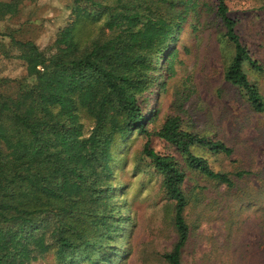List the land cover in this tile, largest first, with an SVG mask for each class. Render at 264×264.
Returning <instances> with one entry per match:
<instances>
[{"label":"trees","instance_id":"trees-1","mask_svg":"<svg viewBox=\"0 0 264 264\" xmlns=\"http://www.w3.org/2000/svg\"><path fill=\"white\" fill-rule=\"evenodd\" d=\"M23 1L0 0V21L16 16ZM209 6L205 0H73L49 54L15 35L23 25L0 31V55L25 69L12 79V93L3 89L11 79L0 77V264H125L134 218L118 174L129 161L124 147L134 132L147 137L141 153L172 201L176 238L161 256L166 264H183L185 167L230 188L229 174L214 171L196 152L229 155L231 149L181 129L178 116L159 120L147 102L150 89L164 88L163 77L181 62L183 30L190 36L187 50L197 46ZM214 9L233 49L224 79L243 90L253 111L263 112L264 98L243 65L260 67L236 34L225 0ZM83 117L91 124L86 133ZM153 136L179 151L185 167L156 152Z\"/></svg>","mask_w":264,"mask_h":264},{"label":"rangeland","instance_id":"rangeland-1","mask_svg":"<svg viewBox=\"0 0 264 264\" xmlns=\"http://www.w3.org/2000/svg\"><path fill=\"white\" fill-rule=\"evenodd\" d=\"M205 1L210 6L202 10L197 46L187 50L190 36L183 30L178 48L181 62L173 63L171 77H163L164 88L150 89L147 109L159 120L178 116L181 129L230 148L229 155L206 149L196 153L204 156L214 171L228 173L233 186L215 184L187 169L179 151L156 136L150 138V146L158 153L174 155L186 169L189 201L184 217L189 238L183 249V264H264V111H253L243 90L224 79L233 49L224 43L225 29L214 17L217 0ZM225 2L228 15L235 20L236 34L260 67L255 69L245 62L243 69L264 98V0ZM72 6L73 0H24L16 16L0 21V31L23 25L24 31L15 35L33 39L49 54ZM24 74L20 60L0 55V77L11 79L4 91L12 93L16 84L12 79ZM82 121L86 133L91 124L84 117ZM146 141L142 134L131 135L124 147L129 161L118 174L125 189L122 199L131 204L134 218L125 264H166L161 255L171 249L176 238L172 201L162 193L160 176L141 153ZM240 170L249 173L238 177L235 173Z\"/></svg>","mask_w":264,"mask_h":264}]
</instances>
